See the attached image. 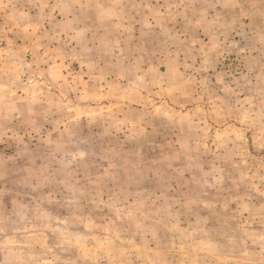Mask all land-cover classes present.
I'll list each match as a JSON object with an SVG mask.
<instances>
[{"label":"rangeland","instance_id":"rangeland-1","mask_svg":"<svg viewBox=\"0 0 264 264\" xmlns=\"http://www.w3.org/2000/svg\"><path fill=\"white\" fill-rule=\"evenodd\" d=\"M0 264H264V0H0Z\"/></svg>","mask_w":264,"mask_h":264},{"label":"clouds","instance_id":"clouds-1","mask_svg":"<svg viewBox=\"0 0 264 264\" xmlns=\"http://www.w3.org/2000/svg\"><path fill=\"white\" fill-rule=\"evenodd\" d=\"M8 7V4L4 3V4H0V8H7ZM11 264H16L15 260H13L11 262Z\"/></svg>","mask_w":264,"mask_h":264}]
</instances>
